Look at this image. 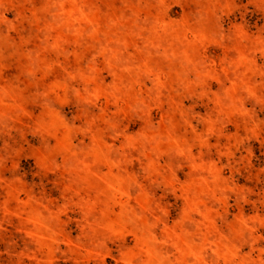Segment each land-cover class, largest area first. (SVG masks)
<instances>
[{
    "label": "rangeland",
    "instance_id": "rangeland-1",
    "mask_svg": "<svg viewBox=\"0 0 264 264\" xmlns=\"http://www.w3.org/2000/svg\"><path fill=\"white\" fill-rule=\"evenodd\" d=\"M0 264H264V0H0Z\"/></svg>",
    "mask_w": 264,
    "mask_h": 264
}]
</instances>
